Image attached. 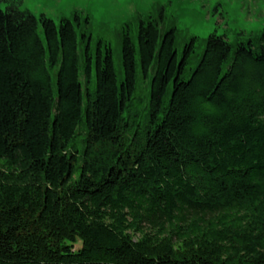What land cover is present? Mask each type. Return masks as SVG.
<instances>
[{
	"label": "trees",
	"instance_id": "16d2710c",
	"mask_svg": "<svg viewBox=\"0 0 264 264\" xmlns=\"http://www.w3.org/2000/svg\"><path fill=\"white\" fill-rule=\"evenodd\" d=\"M19 1L0 0V264H264V32L182 44L150 13L116 60L90 17Z\"/></svg>",
	"mask_w": 264,
	"mask_h": 264
},
{
	"label": "rangeland",
	"instance_id": "374dc122",
	"mask_svg": "<svg viewBox=\"0 0 264 264\" xmlns=\"http://www.w3.org/2000/svg\"><path fill=\"white\" fill-rule=\"evenodd\" d=\"M8 5L0 2V9L6 10ZM17 5L57 23L62 17L74 19L76 11L84 22L90 17L94 37L110 40L116 60L120 52L117 28L130 21L136 25L140 17L150 13L157 16L163 12L165 24L179 29L182 44L192 36L206 41L216 33L233 44L249 46L251 41L256 44L264 32V0H20Z\"/></svg>",
	"mask_w": 264,
	"mask_h": 264
}]
</instances>
